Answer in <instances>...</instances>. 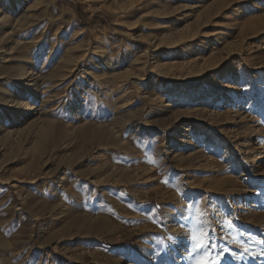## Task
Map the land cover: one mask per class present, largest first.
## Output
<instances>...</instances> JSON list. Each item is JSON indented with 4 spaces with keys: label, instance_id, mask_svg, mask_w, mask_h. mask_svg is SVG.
Returning a JSON list of instances; mask_svg holds the SVG:
<instances>
[{
    "label": "rangeland",
    "instance_id": "obj_1",
    "mask_svg": "<svg viewBox=\"0 0 264 264\" xmlns=\"http://www.w3.org/2000/svg\"><path fill=\"white\" fill-rule=\"evenodd\" d=\"M197 240L264 264V0H0V264Z\"/></svg>",
    "mask_w": 264,
    "mask_h": 264
},
{
    "label": "snow or ice",
    "instance_id": "obj_2",
    "mask_svg": "<svg viewBox=\"0 0 264 264\" xmlns=\"http://www.w3.org/2000/svg\"><path fill=\"white\" fill-rule=\"evenodd\" d=\"M163 183L167 184L168 181H163ZM159 207H160V205L155 206V208H159ZM153 223H156V221L153 220ZM229 227H231V222H229ZM193 239L196 240V237L194 236ZM196 246L198 249H204L205 250V258L197 261V264H217V262L220 259L219 254H217V256L215 258H213L212 260H208L207 259V256L209 255V253L207 252L208 245H206L203 240H197ZM245 251H248V249H245ZM232 255L235 256L234 253Z\"/></svg>",
    "mask_w": 264,
    "mask_h": 264
}]
</instances>
